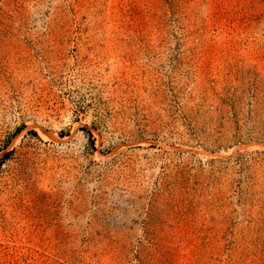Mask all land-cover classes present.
<instances>
[{
  "label": "rangeland",
  "instance_id": "obj_1",
  "mask_svg": "<svg viewBox=\"0 0 264 264\" xmlns=\"http://www.w3.org/2000/svg\"><path fill=\"white\" fill-rule=\"evenodd\" d=\"M0 264H264V0H0Z\"/></svg>",
  "mask_w": 264,
  "mask_h": 264
}]
</instances>
